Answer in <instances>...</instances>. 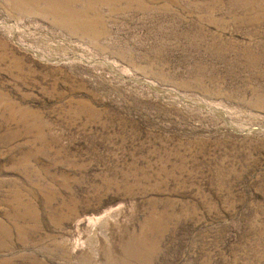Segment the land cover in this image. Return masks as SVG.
I'll return each mask as SVG.
<instances>
[{"label": "rangeland", "instance_id": "1", "mask_svg": "<svg viewBox=\"0 0 264 264\" xmlns=\"http://www.w3.org/2000/svg\"><path fill=\"white\" fill-rule=\"evenodd\" d=\"M0 264H264V0H0Z\"/></svg>", "mask_w": 264, "mask_h": 264}, {"label": "bare ground", "instance_id": "2", "mask_svg": "<svg viewBox=\"0 0 264 264\" xmlns=\"http://www.w3.org/2000/svg\"><path fill=\"white\" fill-rule=\"evenodd\" d=\"M99 219H101V218L96 219V220L94 221V223H95V222H99V221H98ZM101 221H102V220H101Z\"/></svg>", "mask_w": 264, "mask_h": 264}]
</instances>
